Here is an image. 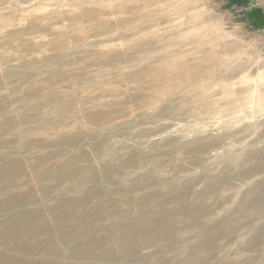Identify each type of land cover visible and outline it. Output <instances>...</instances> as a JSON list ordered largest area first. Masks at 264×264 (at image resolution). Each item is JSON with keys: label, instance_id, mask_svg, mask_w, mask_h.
Listing matches in <instances>:
<instances>
[{"label": "rangeland", "instance_id": "1", "mask_svg": "<svg viewBox=\"0 0 264 264\" xmlns=\"http://www.w3.org/2000/svg\"><path fill=\"white\" fill-rule=\"evenodd\" d=\"M0 264H264V0H0Z\"/></svg>", "mask_w": 264, "mask_h": 264}, {"label": "bare ground", "instance_id": "2", "mask_svg": "<svg viewBox=\"0 0 264 264\" xmlns=\"http://www.w3.org/2000/svg\"><path fill=\"white\" fill-rule=\"evenodd\" d=\"M195 90V89H194ZM249 93L250 92V87H243V86H241V85H239V89L238 90H236V91H234V94H233V97L237 100V102H239V104H238V110L241 108V107H243V105H244V101L246 100V99H248L247 98V95H245L246 93ZM227 98V100L229 99V97L228 96H226L224 99H226ZM246 98V99H245ZM238 132V131H237ZM238 134H239V132H238ZM226 135V137H230V135H228V134H225ZM233 136V135H232ZM255 142V141H254Z\"/></svg>", "mask_w": 264, "mask_h": 264}]
</instances>
